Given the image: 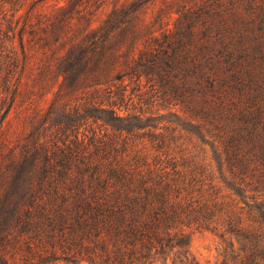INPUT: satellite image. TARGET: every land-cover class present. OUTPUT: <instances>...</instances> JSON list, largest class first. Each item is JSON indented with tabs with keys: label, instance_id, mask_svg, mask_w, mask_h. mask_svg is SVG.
Listing matches in <instances>:
<instances>
[{
	"label": "trees",
	"instance_id": "16d2710c",
	"mask_svg": "<svg viewBox=\"0 0 264 264\" xmlns=\"http://www.w3.org/2000/svg\"><path fill=\"white\" fill-rule=\"evenodd\" d=\"M20 1L0 0V264H203L190 228L234 236L231 264H264V0H68L6 18ZM49 49L76 77L46 133L5 131ZM155 101L173 126L141 107Z\"/></svg>",
	"mask_w": 264,
	"mask_h": 264
},
{
	"label": "rangeland",
	"instance_id": "374dc122",
	"mask_svg": "<svg viewBox=\"0 0 264 264\" xmlns=\"http://www.w3.org/2000/svg\"><path fill=\"white\" fill-rule=\"evenodd\" d=\"M67 1L21 0L12 7L6 5V9L8 10L6 18L9 17L10 13L18 9L15 18H19L18 20L21 22L23 15L31 6L38 12L49 13L60 6H65ZM0 16L2 17V14ZM40 51L37 54L35 53V58L31 60V64L38 61L41 56ZM52 51V49H49V59H44L45 62H42L41 69L27 66L24 71L22 79H28V84L19 95H16L10 111L3 120L2 128L5 131L17 134H26L31 131H38L41 135L46 133L43 130L49 124V120L43 123V117L58 89L61 79H74L76 77L75 72L72 73L71 71H68L64 77L62 76L59 69H69V66L61 58L58 57L56 59L53 57ZM17 52L20 56L19 51ZM60 54L61 52L58 55ZM95 61L93 59V63ZM9 96L7 95V98ZM134 102H137L136 97L134 98ZM155 102L153 105H142L141 107L148 113L162 114L163 117L160 118L161 125L173 126L174 124L171 121H175L176 118L168 114V109L175 110L176 108L161 101ZM135 106L140 107V104ZM26 178L28 179V175L24 179ZM187 235V248L190 256L203 264H223V262L231 264V256L238 251V240L234 236L221 237L219 231L190 228L187 229Z\"/></svg>",
	"mask_w": 264,
	"mask_h": 264
}]
</instances>
